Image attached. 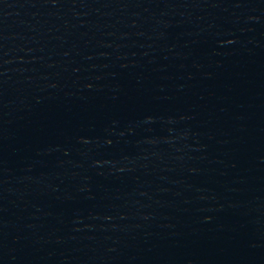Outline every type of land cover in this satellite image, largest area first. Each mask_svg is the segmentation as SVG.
<instances>
[{
	"label": "water",
	"instance_id": "water-1",
	"mask_svg": "<svg viewBox=\"0 0 264 264\" xmlns=\"http://www.w3.org/2000/svg\"><path fill=\"white\" fill-rule=\"evenodd\" d=\"M0 264H264V0H0Z\"/></svg>",
	"mask_w": 264,
	"mask_h": 264
}]
</instances>
